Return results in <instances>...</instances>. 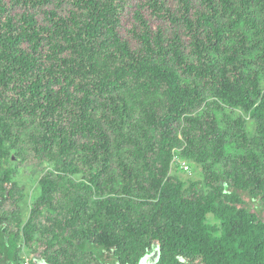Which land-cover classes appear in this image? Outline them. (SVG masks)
Returning <instances> with one entry per match:
<instances>
[{
  "label": "trees",
  "instance_id": "obj_1",
  "mask_svg": "<svg viewBox=\"0 0 264 264\" xmlns=\"http://www.w3.org/2000/svg\"><path fill=\"white\" fill-rule=\"evenodd\" d=\"M127 1L0 0V264H264V0Z\"/></svg>",
  "mask_w": 264,
  "mask_h": 264
},
{
  "label": "rangeland",
  "instance_id": "obj_2",
  "mask_svg": "<svg viewBox=\"0 0 264 264\" xmlns=\"http://www.w3.org/2000/svg\"><path fill=\"white\" fill-rule=\"evenodd\" d=\"M141 0H128L125 6V10L122 14V18H121V27L119 28L120 30V34L124 37H127V31L130 28L131 25V15H132V11L134 10V6L136 4H138ZM169 6V4H168ZM171 8H173L172 6H170ZM68 6H64L62 10H60V12L62 14H67L68 13ZM22 12V9L17 8L14 9L12 11L13 15H18ZM145 17L148 20L152 30H155L156 27H162L164 30H170L171 26H169L166 22L162 21V20H157L154 17L150 16V14H148V11H145ZM37 19H41L40 17H37ZM133 45V43H132ZM24 156V154H23ZM22 156V157H23ZM175 162L173 165H177L180 167V163H184L185 161L180 160L178 157H175ZM14 168L16 170L15 175L13 177L14 181L19 185V187L22 189V193L24 196V199L21 203L18 204V208L20 210V216H21V220L25 221L28 217V213H29V209L31 206L32 201L38 196L39 194V188H38V180L39 178L45 173V171H47L48 169H50L49 165L47 164H43L42 166L38 165L37 162L35 160H33L31 158V156L27 155L25 160L22 161L21 163L16 162V160L14 159ZM187 162H185L184 164H186ZM188 164V163H187ZM174 167V166H173ZM193 167V166H192ZM189 171L192 174V178L193 179H199L200 175H199V169L196 167L190 168L189 167ZM74 178V177H73ZM12 205L10 203H7L4 205V210L5 211H12ZM13 225V223H12ZM12 225H10V227H13ZM36 248H40V245H35ZM30 253L33 258H36L37 255L35 253L32 252V250L30 249ZM23 258V255H22Z\"/></svg>",
  "mask_w": 264,
  "mask_h": 264
},
{
  "label": "built area",
  "instance_id": "obj_3",
  "mask_svg": "<svg viewBox=\"0 0 264 264\" xmlns=\"http://www.w3.org/2000/svg\"><path fill=\"white\" fill-rule=\"evenodd\" d=\"M175 160L176 159L174 158L173 162H175ZM179 163L181 164L180 167H181V169L184 172H189V168H188V166L186 164L181 163L180 161H179ZM22 259H23V264H30V260H29V258L26 255L23 254V258Z\"/></svg>",
  "mask_w": 264,
  "mask_h": 264
}]
</instances>
